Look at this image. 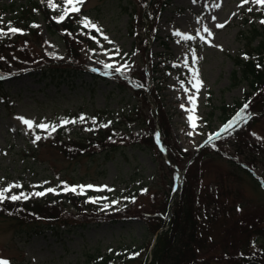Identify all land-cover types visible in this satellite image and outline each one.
<instances>
[{"label": "rangeland", "instance_id": "rangeland-1", "mask_svg": "<svg viewBox=\"0 0 264 264\" xmlns=\"http://www.w3.org/2000/svg\"><path fill=\"white\" fill-rule=\"evenodd\" d=\"M23 1L0 0V28L7 31L10 17L20 10ZM125 1L135 7L130 21L124 10ZM44 2L61 36L49 31L37 12L26 26L18 24L23 34L11 35L5 44H0V79L4 90H0V188L19 183L21 187L13 188L6 196L21 192L29 195V199L20 202L41 200L48 195L62 194L59 196L63 198L67 194L78 196L83 204L91 206L66 205L64 211L56 209L52 216L40 212L42 217L34 216L35 222L61 220L82 227L60 234L49 230L34 233L31 229L39 228L26 225L35 223L26 221L32 215L19 213L20 207H13L18 203L6 199L15 212L4 211L5 202L0 203V260L10 264H85L90 255L122 248L133 257L131 264L143 258L147 246V242L141 245L143 215L162 212L173 177L171 171L161 169V160L152 151L126 145L128 136H143L149 130L148 125H140L137 119L123 124L119 133L125 135V142L121 140L119 149L108 152L92 147V151L85 153L74 148L60 153L49 136L58 129L70 135L77 129L87 133L86 126L80 128L75 123L87 124L91 113L98 109L130 111L134 97L129 88L142 74L151 75L152 65L160 61L161 68L168 69L161 102L169 119L171 137L188 154L180 167H188L192 185L202 186V200L207 199L205 191L209 184H217L218 188L223 184L228 189L224 194L220 191L222 207L214 223V238L222 245L212 250L217 255L244 252L253 256L259 252L258 245L264 241L257 233L258 230L264 233V190L258 185L259 182L264 185V115L252 118L250 114H264V98L262 94L254 95L251 99L254 111L245 110L246 122L237 123L227 132L220 130L236 113L229 117L226 114L228 119L223 122L220 107L233 106L249 89L246 81L232 79L236 69L233 58L246 54L239 30L248 24L263 26L260 21L264 20V8L251 3L239 7L241 0H170L167 7L161 9L156 5L150 12L151 36L156 35L147 38L145 45L139 39L144 36V25H148L142 13L145 0H85L79 13L70 14L60 23L56 17L65 7L62 0H53L55 8L48 6V0ZM83 18L96 24L100 31L85 28ZM217 24L224 26L220 28ZM205 27L211 31L210 37L204 32ZM177 31L194 39L184 41L174 35ZM163 42L169 45V51L164 50ZM66 57L78 71V76L68 81L48 84L37 75L21 71ZM105 64L113 67L106 68ZM116 67L121 71L116 72ZM193 70L198 71L202 81L198 92L192 87ZM120 86L126 90L120 92ZM190 95L196 97L191 112ZM189 115L196 118L195 128L188 120ZM17 117L57 127L50 134L35 126L29 130ZM80 117L84 119L81 121ZM63 120L75 122L61 124ZM218 132L219 137L212 139L213 148L198 151L210 135ZM36 135L42 138L34 143ZM66 153L72 158L65 157ZM236 164L250 170L254 177ZM65 185L77 186V190L64 191ZM81 185L93 188L81 191L78 187ZM144 186L146 191L140 192L135 200H128L135 189ZM47 188H54L55 192L40 197L32 195ZM4 213L7 215H1Z\"/></svg>", "mask_w": 264, "mask_h": 264}, {"label": "trees", "instance_id": "trees-1", "mask_svg": "<svg viewBox=\"0 0 264 264\" xmlns=\"http://www.w3.org/2000/svg\"><path fill=\"white\" fill-rule=\"evenodd\" d=\"M44 1L45 0H24L20 10L10 17L9 21L11 22V26L16 28L18 24L26 26L30 20L33 21L35 14L39 12L46 28L51 32H57L61 36V31L58 25L54 23ZM169 2L170 0H147V2L145 1L142 3L143 17L148 21V25L145 24L144 26V37L139 36L140 38H138L145 45L147 44V38L156 35V33H153V36H151L150 26L153 17L150 15V12H152L156 5H159L161 9L167 7ZM124 10L128 13L130 21L135 10L133 3L125 1ZM63 26L65 27L66 23H64ZM128 31L131 36L137 38L136 33H133L132 29H128ZM35 32L37 33L36 30ZM11 35L13 34L9 33L6 37L0 39V44H5ZM239 37L244 42L246 54H243L241 57L235 56L233 58L236 69L232 72V79L237 82L241 80L246 81L249 89L245 92L243 98L233 103V106L228 107L224 105L220 107L222 115L224 116V121L228 119L226 114L230 115L238 112L244 103H249L247 111H254L251 101L254 95L262 94L264 98V25L256 26L248 24V27L239 30ZM162 46L166 52L169 51V45L166 42H163ZM67 49L69 52L68 44ZM161 63L162 62H157L153 64L150 69L151 75L147 76L146 74H142V79L140 78L136 84H133L134 86L132 88H129L134 97L130 111H111L108 109L95 110L89 116V122L87 124L84 125V122L75 123V125L80 128L86 126L88 128L87 133L79 132L77 129L74 135H70L64 134L62 130L58 129L49 136L50 141L57 146L60 153H65L70 148L78 149L76 150L78 153L89 152L92 147H99L100 152L116 150L120 148V141L125 137V135L119 133L120 129H123V124H128L127 122L137 119L140 125H148L149 130L141 137L128 136L129 139L126 145L131 148L152 151V153L161 160V169L165 168L174 175L175 168H180V163L186 161V158L188 159V154L173 142L171 137L168 123L169 119L161 102L164 99L162 85L167 79V68L164 66L161 68ZM74 67L72 61L66 57L62 60L51 61L46 65H33L21 71L25 70L27 74L37 75L40 77V80L46 81L48 84H58V82L68 81L71 77L78 76V71ZM157 72L159 73L158 76H156ZM2 84L3 82L0 80V90L4 91ZM120 87V92L126 90V87ZM262 115L264 114L255 113V115H252V118H259ZM154 119H156L155 124L160 133L162 147L166 151L167 158L173 167L164 162L162 154L157 148L155 139L157 130L153 125ZM93 120L95 122H93ZM105 124L107 127H101V125ZM123 141L125 142V140ZM212 146L213 142L206 144L200 152L209 150L213 148ZM64 155L68 159L72 158L71 156L68 157V153ZM235 166L245 171L249 177H254L250 170L245 169L240 166V164H236ZM188 174L189 169L187 167L184 170L181 187L172 200L170 214L168 213L169 194L167 203L163 206L162 212L143 215L144 239L141 245L147 242V246L143 258L136 264H146L149 254H151L150 264H263L264 241H260L258 245L260 251L254 253L253 256L244 254V252L217 255L212 250L213 247H220L222 245L220 241L218 242L214 238V223L222 207L220 191L224 194L228 189L223 184L219 187L220 190L216 186L217 184H209L205 191L208 192L207 199L202 200V197H204L202 186L196 187L192 185L190 183L191 176ZM172 184L173 180L170 184V189ZM258 185L264 190V185L261 182H259ZM145 187L146 186L135 189L133 194L128 196V200H135L140 192L145 191ZM59 195H48L45 196L44 199L30 200L29 202H20L19 200L13 201L18 203L14 204L13 207H20L19 213L25 211L26 215H32V217H29L26 221L31 222L32 220L35 222L33 220L34 216L42 217L39 214L40 212L48 213L52 216L56 213V209H63L66 205L74 206L79 203L78 205H80L81 208H84L83 205L86 207L91 206V204H83L78 196H69L65 194L63 198H61ZM4 202V211L9 210L10 212H15L12 211L13 207L9 205L7 200ZM225 204L226 203L223 202V205ZM64 210L65 209H63V211ZM1 215L7 214L4 213ZM26 225L39 228L31 229V232L40 233L49 230L53 234L71 232L78 227H82L81 225L65 224L61 220L59 223H55L49 221V219H47L45 223L37 221ZM166 225H168V228L164 230L163 228ZM257 233L264 239L263 231L258 230ZM152 242H154V245L151 247ZM132 258L133 257L122 248L118 251L112 250L111 252L107 251L96 255H90L85 264H131Z\"/></svg>", "mask_w": 264, "mask_h": 264}, {"label": "snow or ice", "instance_id": "snow-or-ice-1", "mask_svg": "<svg viewBox=\"0 0 264 264\" xmlns=\"http://www.w3.org/2000/svg\"><path fill=\"white\" fill-rule=\"evenodd\" d=\"M62 3H63V5L65 7L63 9V12L58 17H56V20H57L58 23L63 22L72 13H79L80 12V6H82L85 3V0H62ZM249 3L255 4V5H259V6H261V8H264V0H241V4L239 5V7H243L244 5L249 4ZM48 6L52 7V8L56 7V5L53 3V0H48ZM217 7H219V5H217ZM247 10L248 11H252L253 9L252 8H248ZM233 15H235V13H233ZM213 19H215V17H213ZM0 20H2V18H0ZM260 23L264 24V20H261ZM82 24H83V26L85 28H89V29H94L96 31H100L98 26L96 24H94L93 22H91L90 20H88V18H83ZM216 26L222 28L224 25L223 24H217ZM33 27H38V26L37 25H33ZM204 32L208 33L209 37L212 35L211 31L207 27L204 28ZM9 33H11L13 35L17 34V33L23 34V30L22 29H18L16 27H12L11 26V22H8L7 31H5L3 28H0V37L8 35ZM174 35L179 37L180 39H182L184 41H189V40L194 39L193 36H190V35H187V34H182L179 31L175 32ZM197 35H200V34L197 33ZM93 39H94V37H93ZM104 39L107 40L108 38L104 37ZM200 39L201 40H205V37L204 36H200ZM109 42L111 43V41H109ZM205 42H208V41L205 40ZM119 51H120L119 49H116V53L117 54H119ZM192 63L193 64L196 63L195 55L193 56ZM104 66L106 68L113 67V65H111V64H105ZM185 66H187V64ZM115 71L116 72H120L121 69L119 67H116ZM192 80H193L192 87L196 90V92H198L200 87L202 86V81L199 79V75H198V71L197 70H193L192 71ZM181 86L183 87V82H181ZM185 91L187 92L188 89H185ZM195 99H196L195 95H190L188 97L189 103L193 104V109H189L188 110L190 112L194 110ZM181 107L184 108V105H181ZM248 107H249V103H244L242 105L241 109L233 117V119L228 121L227 124L224 127L221 128L220 132H227L230 128H233L237 123H239L241 121L246 122L247 118H246L244 113H245V110L248 109ZM17 119H19L24 125H26L29 130H31L35 126V127H38L39 129H41L42 131H48L49 134H50V132H54L56 130V127H57L56 125L48 124V123H44V122H40V123L36 124L34 121H32L30 119H27V118H24V117H17ZM83 119H84V117H80L81 121ZM195 119L196 118L193 115H189L188 116V120L191 123V126L193 128L196 127L195 122H194ZM74 122L75 121L63 120L61 122V124H68V123H74ZM93 122H95V121L93 120ZM101 127H107V125L106 124L105 125H101ZM220 132H218V133H216L214 135L216 137H219ZM191 134L192 133H189V135H191ZM156 136H157V141H159V133H157ZM41 138H42L41 136L36 135L35 136V140L33 142L35 143L36 140H40ZM213 138L214 137L210 135L208 137V141H206L205 143L210 142ZM61 183L63 184L64 182H61ZM20 187H21V185L19 183H16V184H9L7 187L0 188V203L4 202L6 199L12 200V201H17V200H21V199H24V200L29 199V195H27V194H25L23 192H21L19 194H13V195L6 196V193L11 192V190L13 188H20ZM78 187L81 189V191H83V189L85 187L93 188L92 185H87V186L81 185V186H78ZM104 187H106V186H104ZM76 190H77V186H72V187H69L67 185L64 186V191L75 192ZM48 192H55V189L54 188H47L45 191H38V192L32 193V195L40 197V196H44ZM0 264H10V262L7 261V260H0Z\"/></svg>", "mask_w": 264, "mask_h": 264}]
</instances>
